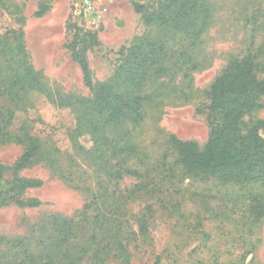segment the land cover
Instances as JSON below:
<instances>
[{
  "label": "rangeland",
  "instance_id": "374dc122",
  "mask_svg": "<svg viewBox=\"0 0 264 264\" xmlns=\"http://www.w3.org/2000/svg\"><path fill=\"white\" fill-rule=\"evenodd\" d=\"M92 5L86 19L71 14L70 0H0V83L8 95L0 107L12 111L9 129L46 141L56 159L55 169L34 163L19 171L42 179L18 195L39 206L0 205V237L9 241L0 243V264L20 254L26 264H91L97 240L111 241L115 229L130 264H264V180L188 174L170 142L205 143L209 87L229 60L251 51L264 79V0ZM75 27L95 35L94 44L76 45L93 82L141 97L138 120L134 104L114 122L93 111L68 48ZM36 80L42 90L28 86ZM253 125L264 135V107L243 117L244 129ZM21 151L2 143L0 160L9 166Z\"/></svg>",
  "mask_w": 264,
  "mask_h": 264
},
{
  "label": "trees",
  "instance_id": "16d2710c",
  "mask_svg": "<svg viewBox=\"0 0 264 264\" xmlns=\"http://www.w3.org/2000/svg\"><path fill=\"white\" fill-rule=\"evenodd\" d=\"M185 6L182 1L179 9L184 10ZM46 10L47 6L43 5L37 15L42 16ZM155 18L164 19L162 14H155ZM94 38L93 33L75 27L73 41L68 44L71 58L81 71L84 86L93 93V111L106 116L109 122H114L126 115L130 106L134 104L137 108L134 107L132 111L138 120L141 116L138 110L141 97L137 95L127 97L113 84L93 82L86 59L76 45L94 44ZM257 68L255 54L248 51L241 57L229 60L214 78L208 91L210 128L208 137L201 147L193 140L170 137L178 158L177 162L186 173L195 176H215L223 181L236 183L264 180V135L259 133L257 125L249 129L243 127L245 115L264 107L262 102L264 79L258 77ZM126 72L130 74L131 70L128 69ZM138 78H141L140 75ZM37 84L39 82L36 80L28 86L31 89L42 90ZM16 95L18 96L17 93ZM7 97L6 85L0 83V99ZM11 117V110L0 107V144L8 142L22 144V151L9 166H5L0 160V205L11 200L30 208L37 207L41 204L37 198L22 200L18 195L28 188L40 187L43 181L39 178L20 176L19 171L34 163H43L55 169L56 159L51 155V147L46 141L26 132H14L9 129ZM6 170L10 171V178L5 177ZM261 208L262 202L257 201L251 209L258 214L257 218L261 214ZM117 230L115 229L111 241L101 243L99 239L97 240L96 246L91 250V264H105L109 259H113L116 264H130V253ZM95 238L96 234H93L92 239ZM3 241L9 243L0 237V243ZM20 257L23 258L10 264H26L24 259L27 255L20 254ZM157 260L154 264H158Z\"/></svg>",
  "mask_w": 264,
  "mask_h": 264
},
{
  "label": "built area",
  "instance_id": "2783aa9c",
  "mask_svg": "<svg viewBox=\"0 0 264 264\" xmlns=\"http://www.w3.org/2000/svg\"><path fill=\"white\" fill-rule=\"evenodd\" d=\"M70 9L74 17L82 16L87 19L95 14L92 0H70Z\"/></svg>",
  "mask_w": 264,
  "mask_h": 264
}]
</instances>
